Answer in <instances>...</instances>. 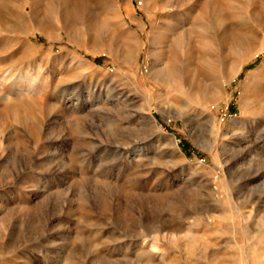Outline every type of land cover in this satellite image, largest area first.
Segmentation results:
<instances>
[{
  "label": "rangeland",
  "instance_id": "1",
  "mask_svg": "<svg viewBox=\"0 0 264 264\" xmlns=\"http://www.w3.org/2000/svg\"><path fill=\"white\" fill-rule=\"evenodd\" d=\"M0 264H264V0H0Z\"/></svg>",
  "mask_w": 264,
  "mask_h": 264
}]
</instances>
